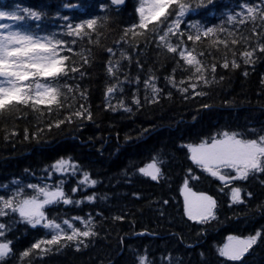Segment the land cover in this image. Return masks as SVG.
I'll use <instances>...</instances> for the list:
<instances>
[{
  "label": "trees",
  "instance_id": "obj_1",
  "mask_svg": "<svg viewBox=\"0 0 264 264\" xmlns=\"http://www.w3.org/2000/svg\"><path fill=\"white\" fill-rule=\"evenodd\" d=\"M141 2L142 0H126L122 6L115 7L107 0H0V10H14L19 7L37 11L41 13L39 21L26 19L15 22L13 27L39 36L51 37L55 33L57 38L64 39H70L66 36L64 16L69 17L67 23L89 18L97 19L98 34L92 36V45L88 44L87 37L82 41L80 37H75L74 39L79 42L78 46L73 48L72 53L64 50V54L70 56L83 50L85 58L97 61L106 60L107 57H89V48L99 50L101 46L105 48L111 46L119 39L118 28L122 30L130 27L132 23L138 24L139 17L135 9ZM186 2L190 3L191 7L181 19L180 31L184 33L183 40L187 41L189 31L193 35L196 34L195 27L189 28L193 24L214 27L220 34H214L211 39L187 42L181 47L189 49L192 55L202 62L201 66L209 69L213 62L223 63L225 57L230 62L232 59L230 51H226L224 46L218 45L217 42L226 39L229 31L235 33L238 40L248 34L247 30L238 24L233 28L227 22L229 15L240 11L243 0H212L211 3H205L203 6L199 5L198 0H186ZM0 23L12 22L0 19ZM221 29L224 31L220 32ZM128 39L131 41V33H128ZM171 42L175 46L178 38L172 39ZM232 50L238 54L244 48L238 47ZM116 51L118 55L119 50ZM145 55L147 62L141 79L149 74L153 75L156 79V87L164 89L165 95L171 90L172 98L163 100L157 106L146 107L139 111L134 108L135 115L124 113L122 109L116 113L103 110L102 104L105 98L102 94L103 86L99 82L89 101L96 117L95 123L86 121L82 126L64 127L52 132L50 136H45L39 145L23 142V131L26 126L49 119L45 106H37L39 111L31 107L18 106L19 110L0 112V195L11 194L14 188L26 186L27 183L39 184V178L47 176L45 168L48 167L50 170V165L60 158H70L81 166V174L88 171L90 178L99 181L96 186L83 188L80 193L72 194L70 189L76 186L81 175L68 176L63 185L64 191L69 198L81 199L82 203L45 205L47 218L61 224L64 229H67L63 224L64 219L83 229V225L79 221H73L72 217L80 216L82 219H87L91 215L93 230L97 232V236L85 240L87 246L82 245L79 252L74 246L59 250L54 247L45 257L35 256L31 261H27L26 258V264H136L135 257L138 254H145L146 246H148L147 259L155 258L156 264H160L161 255H171L173 264H239L219 257L216 249L222 247L228 236L243 238L264 225V211L256 210L257 202L261 197L256 184L249 180L246 183L237 182L232 185L245 190L251 187L257 196L255 200H249L246 205H230L229 196L219 191L220 182L197 169L199 182H190L188 187L195 192H204L213 196L219 202V206L214 221L209 220L204 225L188 222L191 227L185 226L181 219L183 199L179 189L184 178L183 171L191 162L186 158V149L178 150L181 144L199 143L217 131L239 132L245 127L257 126L264 121V95H261L260 91V75L264 73V59L259 60L255 68L248 66L250 76L247 79L239 74V71L244 70L243 68L236 72L227 70H218L215 74L209 72L207 78L212 79L214 75L218 83L198 84L196 89L198 92H205L206 98L192 97L185 101L177 92V88L182 86L180 83L182 80L196 82L194 70H190L189 66L180 59L179 53L175 57L172 54L166 55L165 51L156 50L154 44L149 46ZM79 59L80 57H77V60ZM136 59L137 57L133 56V64ZM122 63L124 64L122 72H127L128 78L134 79L137 74L135 67L130 68L126 61ZM173 67L176 68L175 73L172 71ZM149 69L152 70L151 73ZM96 71H100L99 65ZM169 75L176 81L177 88L166 84L164 78ZM222 75L224 80L220 81ZM100 79L103 80V77ZM121 79L124 80L125 77L122 75ZM123 88V98L130 100V86L127 82ZM146 94L150 97L151 90H145L141 83L142 101ZM189 96L191 97V89ZM120 98L121 91L118 86L116 94L109 103L116 104ZM225 100L230 101L234 106H225L223 103ZM202 103H213L215 107L204 110L198 121L193 123L194 110ZM98 105L101 106L99 112ZM247 120H252L253 125H249ZM150 125H162V127H157L153 133L139 140L133 139L130 144L124 143L126 133L135 138L141 127ZM13 126H16L14 130L17 131V136L15 139L5 140L4 129L8 128L12 131ZM153 157L157 158L158 166L164 173L163 182L159 185L158 182L150 181V178L133 175L136 169L152 162ZM25 169H28V173L24 172ZM59 179L64 177L54 174L52 180L44 182L54 184ZM13 180H16L17 184H13ZM169 187L175 190L167 191ZM134 190L141 191L145 198L130 199ZM24 192L27 195L33 194L32 190L26 187ZM93 192L96 198L92 203L83 200V196L91 195ZM101 196L105 199L101 200ZM157 199L159 203L156 202ZM164 199H170L171 207L162 206ZM249 210H251L250 214L245 216V212ZM119 214L125 215V220L113 223L109 219ZM0 222L9 225L6 238L13 241L12 248L17 254L37 239L50 238L53 231L42 226L32 228L21 222L18 215L14 214L0 217ZM143 229L156 234L145 237L129 235ZM174 232H183V243L179 242L180 237L172 236ZM202 252L205 254V259L200 256ZM242 259L244 264H264V245L254 246L250 254H246ZM7 264H15L14 259H8Z\"/></svg>",
  "mask_w": 264,
  "mask_h": 264
},
{
  "label": "snow or ice",
  "instance_id": "obj_2",
  "mask_svg": "<svg viewBox=\"0 0 264 264\" xmlns=\"http://www.w3.org/2000/svg\"><path fill=\"white\" fill-rule=\"evenodd\" d=\"M123 2L124 0H111L113 5H120ZM198 2L200 6H203L205 3H211L212 0H198ZM190 7V3L186 0H142L140 6L135 9L139 17L138 24L132 23L130 27H125L122 30L118 28L119 39L111 46L106 48L101 46L99 50L89 48V57H107L106 60L97 61L85 58L83 50L72 56L64 54L65 49L68 53H72L73 48L78 46L79 42L74 39L75 37H80L81 41L87 37L88 44H93L92 36L98 34L97 19L89 18L75 23H67L69 17L64 16L66 36L70 38L64 39L57 38L55 33L51 37L39 36L13 27L15 22L26 21V19L39 21L41 13L37 11L19 7L14 10H0V19L12 22L0 23V112L19 110L18 106L31 107L33 110L39 111L37 106H45L49 119L26 126L23 131V142L39 145L45 136H50L52 132L59 131L64 127L82 126L86 121L95 123L96 117L89 101L97 89L98 82L103 86L102 94L105 99L102 108L106 112L116 113L122 109L124 113L135 115L134 108L139 111L146 107L157 106L163 100H171V90H168L165 95L164 89L156 87V79L153 75L149 74L143 80L141 79L147 62L145 54L149 46L153 44L156 50L165 51L166 55L172 54L175 57L179 53L180 59L189 66L190 70H194L193 75L196 82L182 80L180 82L182 86L178 88L171 75L164 78L166 84L177 88V92L184 97L185 101L192 97L206 98L205 92H198L196 89L198 84L218 83L214 75L212 79L207 78L209 72L212 74L217 73L218 70L236 72L243 68L244 70L239 71V74L242 78L247 79L250 76L248 66L255 68L259 60L264 59V0H257V2L243 0L240 4V11L227 17V22L233 28H236L238 24L246 29L248 34L238 40L236 34L229 31L226 39L219 40L217 44L223 45L226 51H230L232 59L229 62L225 57L223 63L213 62L210 69L201 66L202 62L197 60L189 49L181 47L187 42H197L204 38L211 39L214 34H220L214 27L193 24L189 28L195 27L196 34L193 35L189 31L187 41L183 40L184 33L180 31L181 19ZM249 24H251L250 28ZM223 31V29L220 30V32ZM128 33H131V41L128 39ZM175 38H178V42L174 46L171 40ZM238 47H243L244 50L237 54L232 49ZM117 49L119 50L118 55ZM133 56L137 57L134 64ZM77 57L80 59L77 60ZM122 61H126L130 68L135 67L137 74L134 79H129L127 72H122L124 68ZM97 65H99L100 71H96ZM148 71L151 73L152 70ZM172 71L175 73L176 68L173 67ZM122 75L125 77L124 80L121 79ZM101 77L103 80L100 79ZM223 80L224 76L222 75L220 81ZM125 82L130 86V100L123 98ZM141 83L145 90H151V96L146 94L143 101L140 98ZM118 86H120L121 98L116 104H111L109 100L116 94ZM190 89L191 97L189 96ZM260 91L261 95H264V73L260 75ZM223 103L225 106H234L228 100ZM213 107H215L213 103L200 104L194 110L192 122H197L204 110ZM100 108L101 106L98 105V112ZM247 123L253 125L252 120H247ZM15 127L13 126L12 131H9L8 128L4 129L5 140L15 139L17 136ZM157 127H162V125L141 127L135 138L126 133L124 143L130 144L133 139L139 140L148 136ZM184 149L187 150L185 153L187 160L191 162L183 171L184 178L179 189L183 196L181 219L185 226L191 227L188 222L204 225L209 220L214 221L219 206V202L213 196L204 192H193L188 187L190 182H199L200 176L196 175L197 169L201 173L215 177L220 182L219 191L225 192L229 196L230 205H246L249 200L256 199L257 193L252 191L251 187L245 190L242 187L232 186L237 182L246 183L251 180L261 192L256 210L264 211V121H261L257 126L245 127L239 132L217 131L199 143L179 145V151H184ZM80 167L70 158L57 159L50 165V170L48 167L45 168L47 176H41L39 184L27 183L26 186L14 188L11 194L0 195V217L14 214L18 215L21 222L32 228L42 226L44 229L53 230L50 238L37 239L28 248L17 254L12 248L13 241L6 238L9 225L0 222V264H7L8 259H14L15 264H26V258L27 261H31L35 256L45 257L54 247L59 250L74 246L79 252L82 245L87 246L85 240L97 236V232L93 230L91 215L87 219H82L80 216L72 217L73 221H79L83 225V229L76 227L68 219H64L63 224L67 226V229H64L61 224L48 219L45 214V205L59 203L80 205L82 203L81 199L69 198L64 191L63 185L68 176L81 175L76 186L70 189L72 194L80 193L83 188L96 186L99 183L96 179L90 178L88 171L81 174ZM24 172L28 173V169H25ZM54 174H58L64 179L56 180L54 184L44 182L52 180ZM133 175L150 178V181L158 182L159 185L163 182L164 173L158 166L157 158L153 157L151 163L139 167ZM12 183L17 184V181L13 180ZM25 187L32 190L33 194H25ZM174 190L173 187L167 189V191ZM95 198L94 192L91 195L83 196V200L89 203H92ZM144 198L143 193L138 190H134L130 197V199L136 200ZM100 199L103 200L105 197L101 196ZM156 202L159 203V199ZM162 206L171 207L170 199H164ZM177 206L179 207L178 199ZM250 212L251 210L245 212V216ZM109 219L116 223L125 220V215H114ZM149 234L155 235L156 233H149L147 229L138 233H129V235L138 237H145ZM172 236L180 237L179 242H184L183 232H174ZM121 243L123 244V241ZM257 245H264V225L243 238L228 236L224 245L217 248L216 251L219 257H224L227 261L244 264L242 258L246 254H250L253 247ZM147 247L145 254H138L135 257L136 264H156L155 258L147 259ZM129 250H131V246H129ZM200 256L205 259L203 252L200 253ZM160 264H173V258L171 255H161Z\"/></svg>",
  "mask_w": 264,
  "mask_h": 264
},
{
  "label": "water",
  "instance_id": "obj_3",
  "mask_svg": "<svg viewBox=\"0 0 264 264\" xmlns=\"http://www.w3.org/2000/svg\"><path fill=\"white\" fill-rule=\"evenodd\" d=\"M108 1H110L111 2V0H108ZM124 2H125V0H124ZM124 2L122 3V4H120V5H123L124 4ZM117 6V5H116Z\"/></svg>",
  "mask_w": 264,
  "mask_h": 264
},
{
  "label": "rangeland",
  "instance_id": "obj_4",
  "mask_svg": "<svg viewBox=\"0 0 264 264\" xmlns=\"http://www.w3.org/2000/svg\"><path fill=\"white\" fill-rule=\"evenodd\" d=\"M194 192V191H193ZM182 199H183V196H182Z\"/></svg>",
  "mask_w": 264,
  "mask_h": 264
}]
</instances>
